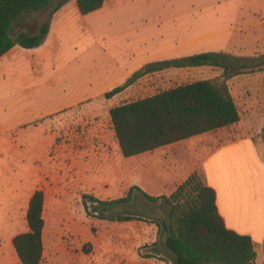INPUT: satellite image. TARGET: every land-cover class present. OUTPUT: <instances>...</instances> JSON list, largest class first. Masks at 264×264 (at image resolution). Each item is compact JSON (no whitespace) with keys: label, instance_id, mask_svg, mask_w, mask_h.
Returning a JSON list of instances; mask_svg holds the SVG:
<instances>
[{"label":"rangeland","instance_id":"1","mask_svg":"<svg viewBox=\"0 0 264 264\" xmlns=\"http://www.w3.org/2000/svg\"><path fill=\"white\" fill-rule=\"evenodd\" d=\"M62 1L23 13L13 22L10 37L15 40L20 33H37ZM66 1L65 12L44 44L33 49L15 45L0 58V250L8 244L12 247L9 237L27 223L28 196L42 182L47 195L45 231L48 237L55 231L60 234L59 255L73 262L82 258L91 264H100L102 259L109 263L115 249L111 247L106 255L98 249L110 227L140 228L156 238L155 224L166 218L168 207L148 202L134 191L128 203L99 205V216L93 217L84 209V195L101 202L123 198L128 183L107 178L104 185L77 186L56 201L47 185L52 182L51 167L65 168L71 159L67 148L72 132L74 144H80L84 136L83 146L90 154L100 147L99 141L110 147L115 140L111 108L185 83L173 81V76H153L105 99L106 92L120 86L112 85L119 69H131L142 61L174 59L200 48L228 53L238 63H252L253 69L264 67V55L258 52L264 46V0H105L101 9L86 16L79 14L73 0ZM251 52L254 55H242ZM212 69L223 75L220 68ZM44 137L52 138L51 143ZM58 145L62 151L56 153ZM120 216L132 220L117 221ZM127 243L121 259L142 264L141 256L134 259L135 241ZM51 250L49 246L45 256ZM154 252L147 244L138 249L140 255L156 261L169 258Z\"/></svg>","mask_w":264,"mask_h":264},{"label":"crops","instance_id":"2","mask_svg":"<svg viewBox=\"0 0 264 264\" xmlns=\"http://www.w3.org/2000/svg\"><path fill=\"white\" fill-rule=\"evenodd\" d=\"M67 6L68 3H65L51 14L49 32L45 41L52 34L54 24L60 19L61 13L65 12ZM73 6H76L75 0H73ZM262 36L264 38V34ZM207 50L210 49L200 48L197 49V52L185 56L178 55L175 58L213 52ZM258 52L264 55V46L260 47ZM242 55L251 56L254 54L251 52L248 55L245 53ZM145 64L147 63L142 61L131 69H119L112 85H122ZM212 68L215 67L165 69L146 74L133 84L144 83L153 76H156L155 79L173 76V81L183 80L184 84L200 80L223 79V75L221 76L219 71ZM253 68L240 69L238 72L231 70L227 74L225 82L239 113V121L233 125L205 132L129 158L122 156L116 137L110 147L109 145L104 147V143L99 141L100 147L97 151L94 149L90 154L83 146L84 136H81L80 144L77 141L74 144L72 132L71 144L67 148L71 159L67 161L65 168H58L56 165V167H51L53 171L48 174L52 181L47 184L50 185V196L56 201H60L77 186L98 187L100 182L104 185L107 178L115 183L127 182L128 189L133 186L138 187L151 197L169 196L193 172H196L201 181L215 191L217 213L225 227L238 235L249 237L254 245L255 264H264V67ZM159 83L161 82L159 81ZM96 134L97 132H95V137L100 138L99 134ZM51 139L44 137V140H49V144ZM54 147L55 149L57 147L56 153L62 151V146ZM46 152L47 148L44 153ZM91 155L93 156L92 160H90ZM88 157L89 163L86 162ZM85 163L87 167H84ZM41 183H37L32 188L28 201L35 191L41 190L44 193L45 204L47 195ZM134 193L140 194L138 191ZM92 194L96 196L93 192ZM56 214H58L57 210H55ZM42 217L44 220L43 253L40 264H91L89 260L82 258L80 262L63 259L59 255L61 253L60 234L57 231L50 237L46 234L44 205ZM155 226L156 238L145 234L146 232L140 228L110 227V232L107 233V237L105 236L104 242L106 240L111 242H102L103 244L101 247L99 246L98 250L102 251V255H106L107 251H111V247H113L116 251L115 257L109 260V263L102 259L101 262L99 261L100 264H129L128 260L123 261L121 258L127 242L132 241H135L133 253L136 260L139 258V247L146 244L151 245L155 249L154 253L158 256L163 254L169 256L165 261H156L150 256V258H145L142 264H170V254L164 247L163 237L159 236V227L157 224ZM21 229L14 231L13 235L9 237L11 244L15 235L28 230L27 223H24ZM139 240L141 243L136 244V241ZM49 246L52 247L51 254L45 256ZM94 248L96 247L94 246ZM118 250L120 253H117ZM0 264H21L13 245L11 247L8 244L6 249L0 250Z\"/></svg>","mask_w":264,"mask_h":264},{"label":"trees","instance_id":"3","mask_svg":"<svg viewBox=\"0 0 264 264\" xmlns=\"http://www.w3.org/2000/svg\"><path fill=\"white\" fill-rule=\"evenodd\" d=\"M53 1L0 0V58L15 45L33 49L45 41L51 15L35 34L20 33L13 40L9 31L13 22L23 13L47 9ZM66 2L56 4L51 14ZM75 2L79 14L86 16L101 9L105 0ZM238 62L240 61L236 62L232 56L222 52H203L150 62L135 71L122 85L106 92L105 99H110L142 76L165 69L210 66L220 68L223 72L222 80H200L179 85L111 108L110 120L122 156H136L237 123L239 113L225 80L229 71L238 72L252 66V63H245L243 60ZM134 191H138L148 202H160L168 207L166 218L157 226L159 236L163 237L164 247L170 254V264H255L252 240L225 227L217 213L215 191L206 186L196 172L169 196L151 197L133 186L125 197L108 202H101L87 195L83 198L90 197L101 207L111 206L128 203ZM43 205L44 193L37 190L28 202V230L12 238L13 248L21 264L41 263ZM129 220L132 217L120 216L117 219ZM139 256L143 259L150 258L148 255Z\"/></svg>","mask_w":264,"mask_h":264},{"label":"built area","instance_id":"4","mask_svg":"<svg viewBox=\"0 0 264 264\" xmlns=\"http://www.w3.org/2000/svg\"><path fill=\"white\" fill-rule=\"evenodd\" d=\"M84 209L85 211L90 214L93 217H98L99 216V211H98V204L95 200H93L90 197H87L84 199Z\"/></svg>","mask_w":264,"mask_h":264}]
</instances>
